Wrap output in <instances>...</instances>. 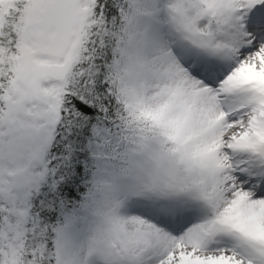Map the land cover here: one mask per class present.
<instances>
[{"label":"snow or ice","instance_id":"1","mask_svg":"<svg viewBox=\"0 0 264 264\" xmlns=\"http://www.w3.org/2000/svg\"><path fill=\"white\" fill-rule=\"evenodd\" d=\"M0 264H264V0H0Z\"/></svg>","mask_w":264,"mask_h":264}]
</instances>
